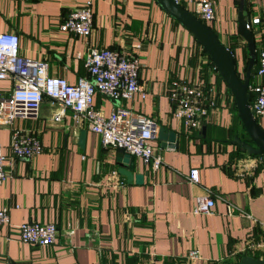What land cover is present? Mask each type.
<instances>
[{
    "label": "crops",
    "instance_id": "0c3cea01",
    "mask_svg": "<svg viewBox=\"0 0 264 264\" xmlns=\"http://www.w3.org/2000/svg\"><path fill=\"white\" fill-rule=\"evenodd\" d=\"M87 1L0 0V31L16 33L20 55L46 61L50 75L70 84L87 76L83 56L91 47L135 55L146 97L136 93L129 100H112L95 93L94 104L105 115L123 106L136 118L153 120L151 144L162 163L153 170L135 157L134 173L145 174L143 183H127L117 171V148L103 146L86 124L75 123L69 109L54 121L58 107L45 98L36 116H19L13 128L0 127V153H9L14 128L35 135L43 147L34 157L15 158L6 166L9 177L0 185V208H8L10 223L0 227V264H226L243 256L264 259L262 249L245 250L247 243L264 244V160L246 169L251 156L232 142L234 136L244 137L233 119L234 99L209 56L156 0H90V34L60 31L68 13ZM246 1L249 18L260 17L254 40L264 44V0ZM238 4L215 0L210 27L233 50L240 72L248 52L238 29ZM174 79L203 81L222 92L200 128L187 131L172 114L168 92ZM11 87V78L0 80V98ZM161 126L176 133L175 147L161 146ZM82 129L87 131L83 149L77 144ZM194 167L199 170L197 183L189 181ZM206 195L214 199V208L209 214L194 213L197 198ZM24 221L54 223L56 240L49 245L21 242L16 226ZM192 249L198 250L199 259L187 258Z\"/></svg>",
    "mask_w": 264,
    "mask_h": 264
},
{
    "label": "built area",
    "instance_id": "2783aa9c",
    "mask_svg": "<svg viewBox=\"0 0 264 264\" xmlns=\"http://www.w3.org/2000/svg\"><path fill=\"white\" fill-rule=\"evenodd\" d=\"M180 3L181 0H173ZM187 9L205 24L211 25L215 19V0H185ZM186 6H184L186 8ZM260 23V17L249 20L248 28ZM93 26L91 1L73 8L60 23L59 29L64 33L88 36ZM19 37L13 32L0 31V80L11 78L12 87L9 94L0 98V127L13 128L17 117L36 116L45 98L58 107L53 120L59 121L64 111L73 113L75 123L86 124L90 131L99 136L103 146L123 148L157 170L162 158L153 150V120L140 116L136 118L132 111L123 106H116L108 115L94 104L95 93L112 100H129L138 93L142 99L147 91L140 82L141 64L133 54H127L111 48H89L83 56L87 76L79 77L74 84L65 78L50 75L48 63L33 60L19 53ZM257 67L253 82H249L250 108L258 124L264 129V44L259 39L255 42ZM222 93L213 84L203 81L174 79L171 81L168 97L172 114L182 121L187 131L198 129L207 121L209 112L217 107L218 93ZM251 95V93H250ZM233 99V96H231ZM43 149L40 140L31 133H21L13 129L9 144V153H0V185L9 174L7 165L15 158H32ZM259 157H249L246 169L253 170ZM189 181H199V170L194 167L189 171ZM119 181V184H122ZM215 201L209 196L198 197L193 208L196 214H209ZM10 217L7 207L0 208V227L8 225ZM21 242L35 245H49L56 240L58 229L54 223L24 221L16 226ZM69 233H73L69 229ZM246 249H262L264 244H246ZM189 260L199 259L197 249H192Z\"/></svg>",
    "mask_w": 264,
    "mask_h": 264
},
{
    "label": "water",
    "instance_id": "95a60500",
    "mask_svg": "<svg viewBox=\"0 0 264 264\" xmlns=\"http://www.w3.org/2000/svg\"><path fill=\"white\" fill-rule=\"evenodd\" d=\"M156 2L168 15L193 35L201 48L209 56L211 65L217 70L232 94L237 115L251 143L242 141L237 136L233 137L232 142L244 149L249 155L264 156V129L257 123L249 104L251 95L248 86L252 68L256 63L257 53L253 32L248 28L250 18L247 12V1L239 0L237 13L239 33L245 40L248 50V62L243 78L237 74L235 65L236 56L233 50L221 42L217 33L209 25L197 18L180 3H176L173 0H156ZM86 134L87 131L85 129L79 132L77 144L82 149L85 147ZM158 138L161 140L162 147L171 148L177 145L176 133L169 131L163 126L158 129ZM114 158L118 166V173L125 177L127 183H143L145 174L134 173L136 162L134 155L118 147ZM233 264H264V259L243 256L238 262Z\"/></svg>",
    "mask_w": 264,
    "mask_h": 264
},
{
    "label": "trees",
    "instance_id": "16d2710c",
    "mask_svg": "<svg viewBox=\"0 0 264 264\" xmlns=\"http://www.w3.org/2000/svg\"><path fill=\"white\" fill-rule=\"evenodd\" d=\"M180 4L181 5H183L184 6V3H182V2H180ZM198 43V42H197ZM199 44V43H198ZM247 52H248V50H247ZM204 53H206L205 51H204ZM210 59V58H209ZM247 62H248V59H247V61H246V63H245V67H244V72H245V69H246V65H247ZM256 65H257V63H256ZM254 68H255V65L253 66V68H252V71H251V76H250V80L252 79V75L254 74ZM214 70L215 71H217L215 68H214ZM236 71H237V74L240 76V72L237 70V68H236ZM219 75V74H218ZM219 77H220V75H219ZM220 79H222L221 77H220ZM228 91H229V89H228ZM230 92V91H229ZM251 93V97H252V92H250ZM250 103V102H249ZM232 110H233V119H235L236 121H238L239 123H240V126H241V128H242V130H243V135H244V137H241V140L242 141H246V142H249V143H251V141H250V138L248 137V135H247V133H246V131H245V129H244V127H243V125H242V123H241V121H240V119H239V117H238V115H237V110H236V106H235V103L233 102V104H232ZM258 123V122H257ZM248 156H252V157H260L262 160H264V156L263 155H248ZM255 258H260V257H258V256H254ZM241 259V257H239V259L238 260H236V261H232V262H228V263H226V264H233V263H235V262H238L239 260ZM213 264H218V263H213Z\"/></svg>",
    "mask_w": 264,
    "mask_h": 264
},
{
    "label": "rangeland",
    "instance_id": "374dc122",
    "mask_svg": "<svg viewBox=\"0 0 264 264\" xmlns=\"http://www.w3.org/2000/svg\"><path fill=\"white\" fill-rule=\"evenodd\" d=\"M243 70V71H242ZM240 72V77L243 78L244 77V69H242Z\"/></svg>",
    "mask_w": 264,
    "mask_h": 264
}]
</instances>
